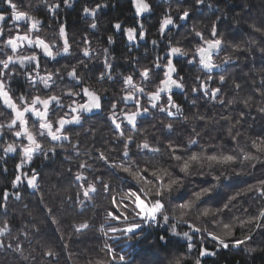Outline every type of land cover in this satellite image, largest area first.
Wrapping results in <instances>:
<instances>
[{
	"label": "snow or ice",
	"instance_id": "obj_1",
	"mask_svg": "<svg viewBox=\"0 0 264 264\" xmlns=\"http://www.w3.org/2000/svg\"><path fill=\"white\" fill-rule=\"evenodd\" d=\"M42 2L46 14L56 22L51 40L38 34L43 22L32 11L24 10L17 0H0V9L7 5V10L0 11V159L20 157L11 180L12 191L0 190V260L59 264L60 251L40 238L43 233L39 226L25 223L17 228L10 208L25 194H39L37 203L45 223L50 219L49 226H57L60 232L56 210L44 199L41 170L32 167L25 171L24 166L40 157L54 164L61 154L62 162L77 164L75 169L68 167L59 174L49 186V194H60L62 184L75 188V195L62 198L61 205L70 204L73 209L80 205L83 210L76 211L77 216L94 210L97 199L107 201L102 213H95L103 216L97 231L103 237L101 251L105 255L89 264H128L127 255L116 250V242L137 243L146 228L165 229L166 234L158 236L164 246L175 238L178 247L168 264H188L189 260L207 264L206 257H216L230 248L255 252L250 242L256 232L264 233V12L255 16L244 0L236 25L230 27L218 0H165L167 7L157 29L159 39L150 42L153 50L163 45V52L156 51L151 62L141 66L144 57L134 55L133 46L146 41L144 19L148 18L145 14L153 13L151 0H131L133 24L125 25L120 20L112 23L115 31L107 36V46L98 44L96 48L89 33L99 31V16L110 0L85 4L81 16L89 20L88 31L78 42L79 53L73 52L66 21L58 19L61 4L70 8L72 0ZM199 16L210 24L199 27ZM190 21L192 27L185 39L192 46L188 47L175 40L178 33L173 30H187ZM238 29L240 35H233ZM115 33H122L128 42L124 60L131 70L127 74L118 69L111 52ZM60 56H75V63L61 67L46 63ZM257 62L258 73L244 71ZM185 63L191 66L189 72L200 73L192 79L191 95L189 78L181 71ZM239 73L251 80L250 86L247 80L237 81ZM88 77H95L101 87H92L86 81ZM106 84L108 87H104ZM116 84L120 85V94L106 107L105 94ZM17 87L24 90L17 94ZM180 94L184 95V104L176 99ZM209 104L220 111L211 116L199 111ZM186 107L196 111L189 116ZM104 112L103 125L111 135L108 139L100 137L106 147H97V134L103 126H93L91 114ZM177 124L187 133L186 143L179 141ZM257 124L259 132L255 131ZM209 131L216 135L210 137L209 145H202L201 139ZM9 134L13 139H5ZM73 135L77 137L75 142ZM81 135L91 142L83 151ZM193 146H199V150L194 151ZM209 147L215 150L209 152ZM82 156L86 159H80ZM7 171L5 167L3 172ZM257 171L260 176H256ZM242 175L254 177L255 183L217 201L224 182ZM208 176L215 183L198 185L199 191L192 188L186 200L177 197L182 189L187 190L191 178L203 180ZM249 200L255 210L241 207ZM24 209H28L27 204ZM28 214L31 216V212ZM93 227L90 217L73 223L70 234L84 235ZM69 246L64 243L63 249Z\"/></svg>",
	"mask_w": 264,
	"mask_h": 264
},
{
	"label": "trees",
	"instance_id": "obj_2",
	"mask_svg": "<svg viewBox=\"0 0 264 264\" xmlns=\"http://www.w3.org/2000/svg\"><path fill=\"white\" fill-rule=\"evenodd\" d=\"M54 2V0H52ZM94 0H72V7L65 8L61 4V8L59 9L58 19L60 21H66L67 30L72 40V48L74 53H79L80 48L78 42L81 40V37L86 33L87 23L89 20L87 18H83L81 16V9L85 4H93ZM116 3L117 6L113 8L111 6L112 3ZM244 0H218V5L221 12H224L228 19L225 22L228 26L234 27L236 25V20L239 17V13L241 12V4ZM17 3L23 6L24 10L32 11V13L39 19L42 20L41 31L38 33L41 37H46L48 40L53 39V31L52 29L55 27V20L51 19L45 11V5L42 0H17ZM153 5V13L146 14L147 19H144V24L147 29V38L146 41H139L138 45H134V55L144 57L141 59V66L144 64H148L151 62L152 57L155 55L156 51H160L161 54L163 52V45L160 49L153 50L151 45L152 39H159L158 36V23L159 18L167 4L165 0H151ZM247 3L251 6V11L255 16H260L262 12H264V0H247ZM31 5V8H29ZM172 7L175 8L176 4L173 3ZM7 10V5L0 9V11ZM219 14V13H217ZM214 19L215 17H211ZM117 20L123 21L125 25H131L134 22L133 9L131 7V0H110L109 7L104 9L103 12L99 16V31L95 34L89 33V38L92 41V47L96 48L98 44L103 46H107V36L114 33V29H112V23ZM196 23L199 27L203 28L205 25L210 24V20L205 19L203 16H199L196 20ZM192 27V22L188 23V29H174L173 33H178L175 35V40L181 41L182 44H185L188 47L192 45L189 44V41L185 39V36L188 35V31H190ZM23 31V29H22ZM5 32L7 33V27H5ZM171 35V33H170ZM233 35L239 36V29L233 33ZM115 43L111 46L112 55L115 57L116 64L119 70L124 71L127 74L128 71L131 70L130 65L125 64L124 57L128 54V43L126 37L122 33L114 34ZM240 41L237 40V43ZM166 43V42H165ZM224 54H221V58ZM254 59V58H253ZM75 63V56L72 58L66 59L63 56L57 57L56 61H46L49 67L53 65L55 67H61L65 63ZM44 62H42L43 65ZM97 67H101V65H97ZM191 66L185 64L181 65L182 74L188 76V94L191 95V87H192V79L199 75L197 71L189 72ZM260 68V64L257 62L255 64H250L247 68L244 69L245 72L250 69L254 70L255 73H258ZM237 81L247 80L248 85H251V80L248 79L247 76H244L242 73L237 74ZM257 82H259L260 76L256 75ZM232 76L229 74V86L231 85ZM87 82L91 83V86L94 88H100L101 85L97 84L95 81V77L86 78ZM22 84V81H21ZM104 87H108V85H104ZM17 94L20 91L24 90L22 87H17L14 89ZM226 90L230 91V88L226 86ZM57 92L60 89L56 90ZM120 94V85H113L106 95L105 106L107 107L108 101L115 99ZM243 95V93H241ZM230 98V97H229ZM176 99L184 104V95H177ZM203 103V102H201ZM196 111V109H188L186 107V114L191 116V113ZM201 112H206L209 116L213 114V112H219L220 109L217 108L215 110L212 109L211 104L205 107H201L199 109ZM253 114L255 115V110L253 109ZM107 113H99L96 116H92L90 123L95 127H101V132L97 134V147L105 146L103 141L100 139L101 136L104 139L110 138V133L107 131L106 125H103L104 119ZM219 119V117H217ZM191 123V121H190ZM202 124L203 122H197ZM223 123V122H222ZM180 130L179 141L186 143L187 133L183 131V127L181 124L176 125ZM88 125H85L87 128ZM147 127V125H145ZM199 130V129H198ZM151 128L149 127V132H151ZM255 131H261V127L257 124ZM216 133L214 131H209L203 135L201 139L202 145H209L211 143L210 137L215 136ZM5 139H13L10 134L5 136ZM77 137L73 135V141L75 142ZM82 142L81 150L83 151L86 147L90 146V141H85L84 137L81 135L79 137ZM229 146H231V142L229 141ZM70 147V146H69ZM194 151L199 150V146H193ZM215 149L209 147L208 151H214ZM228 149L225 148V151ZM113 156L116 153H112ZM20 157L17 155H11L6 157L5 159H0V190L4 188H8L9 191L11 189V180L13 179L15 173V165L19 162ZM80 159H86V157H81ZM166 159V158H165ZM63 155L55 161V163L43 161V158L40 157L35 159L33 163L30 165H25L24 170L29 171L32 167H36L41 170L43 179L41 180V189L44 192V199L48 202L49 206L53 207L56 210V216L60 221L59 227L60 232L64 234L63 241L60 240V232L56 231L55 225L49 226L51 224V220L49 219L47 223H45L44 216L40 213V206L37 201L39 199V194L36 197H32L30 195L25 194L23 200L19 203H13L10 208V216L15 217L14 223L17 228L23 227L25 223L29 225V227L33 224L38 225L41 229L43 235H41V239L51 244L54 248H56L61 253V258L59 260V264H89V261L104 258V252L101 251V240L103 237L100 236V233L97 231L100 227V223L103 220V216L96 215L95 213H102V206L107 203L102 199H97L96 204L97 207L92 211H86L83 216H77L76 211H82L80 205H76L75 209H73L72 205L64 204L61 205V199L66 197L67 195H75L76 189L71 187L68 184L60 185V194L53 197L49 194V186L54 184L56 180L59 178L60 173H65L68 167H72L75 169L77 161L71 162H62ZM7 168V173L3 172L4 168ZM55 169V171L53 170ZM207 171V169H205ZM261 172L257 171L256 176H260ZM194 180L195 183L191 181ZM215 183L212 180L211 176H208L206 179H201L200 177H193L190 179V182L187 186V190L182 189L180 193L176 194L178 198L187 199L191 196V189L195 188L199 191L198 185H205L207 183ZM116 183V182H114ZM248 183H255V178L248 175H242L240 177H235L231 180L225 181L224 185L218 189V195L216 200L219 201L220 198H226L228 195L233 194L235 191L239 189H243L247 187ZM66 190V191H65ZM147 190V189H146ZM28 205V209H24V205ZM241 207H250L252 210H255V205L251 200L246 203H242ZM29 212H31V216H29ZM239 214V213H238ZM92 218L93 228L90 231H86L84 235L79 234H70V226L73 223H78L84 219ZM166 234L165 229L163 228H146L143 231V236L141 240L134 244H124L123 242H116V250L121 255H127L128 264H168V259L172 258L174 253L176 252V248L178 245L175 243V238H172V242H169L167 246L160 244L158 242V236ZM17 235V232L13 231V236ZM236 235L239 237L240 229L236 230ZM68 243L70 246L67 250L63 249V244ZM109 243H113L109 241ZM182 244L183 241H180ZM35 241L33 242V247H35ZM250 246L256 248V251L248 254L244 252L243 247L239 249H228L221 250L216 257H206L205 260L207 264H264V233L256 232L254 234L253 241L250 242ZM27 247V246H25ZM209 249L212 248V245H208ZM186 251V248L181 250L182 252ZM195 255V250L193 256ZM0 264H17L15 260L3 259L0 260ZM188 264H192V261L189 260Z\"/></svg>",
	"mask_w": 264,
	"mask_h": 264
},
{
	"label": "water",
	"instance_id": "obj_3",
	"mask_svg": "<svg viewBox=\"0 0 264 264\" xmlns=\"http://www.w3.org/2000/svg\"><path fill=\"white\" fill-rule=\"evenodd\" d=\"M146 15V14H145ZM99 113H93V114H91V116H96V115H98Z\"/></svg>",
	"mask_w": 264,
	"mask_h": 264
},
{
	"label": "rangeland",
	"instance_id": "obj_4",
	"mask_svg": "<svg viewBox=\"0 0 264 264\" xmlns=\"http://www.w3.org/2000/svg\"><path fill=\"white\" fill-rule=\"evenodd\" d=\"M128 43V42H127Z\"/></svg>",
	"mask_w": 264,
	"mask_h": 264
}]
</instances>
